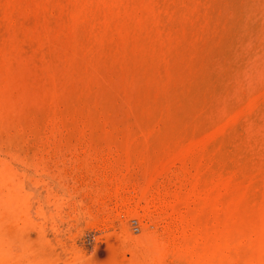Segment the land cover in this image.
I'll return each mask as SVG.
<instances>
[{
  "label": "bare ground",
  "instance_id": "obj_1",
  "mask_svg": "<svg viewBox=\"0 0 264 264\" xmlns=\"http://www.w3.org/2000/svg\"><path fill=\"white\" fill-rule=\"evenodd\" d=\"M50 177L110 264H264V0H0V264H61Z\"/></svg>",
  "mask_w": 264,
  "mask_h": 264
},
{
  "label": "rangeland",
  "instance_id": "obj_2",
  "mask_svg": "<svg viewBox=\"0 0 264 264\" xmlns=\"http://www.w3.org/2000/svg\"><path fill=\"white\" fill-rule=\"evenodd\" d=\"M36 174H35V171L32 168H30L29 171L26 173V178L28 179V184H29V187H30V189L32 191L31 195L33 197L32 198V203L34 204L33 206L36 205V201L35 200H38V194L40 193V188L38 186H34V184L37 185L35 182H36V180H38L41 177V175L39 173H37V172H36ZM49 180H50L49 181L50 186H52V188H54V189H52V191L54 192V196H55V199L53 198L54 199L53 201L56 202L57 201L56 199H58V204L57 205H52L50 207L52 212L55 209H57V210L54 211V213L57 215L56 225H57L58 228L56 229V231L48 229V231H47V238L48 239H46V240L48 241L49 244H47V243L46 244L45 243L41 244L40 243V242H42V240H41V238L39 236L38 231H35L36 225L34 223H32L33 225L31 223L27 225L28 227L22 233V237L31 245V247H34V249L37 252L39 251L38 253H40L41 255H44V253H45V255L43 257L48 259V261H50V262L51 261L52 262H58V263L61 262V264H72V263H77V264L78 263L79 264H110L112 262V260L114 259L115 251L117 250V248L118 249L121 248V243H120V241H119V239L117 237L118 236L117 235L118 234V230H119L118 227L115 225V223H110V222L107 223L103 219V217H102L103 213H101L100 209H98L99 205H97L98 202H97V200H95L96 197L95 196H91L90 197L91 199L88 198L89 196H87V195L89 193H88L87 190L85 191L84 189H80V190L75 191L74 197H73L74 199L73 198L71 199L69 192L67 190H65V185L63 184V182H61L57 178H53V177L52 178L50 177ZM51 180H52V182H51ZM53 182H55L56 184L58 183V184L56 185ZM59 183H60V187H59ZM61 185H62L63 188L61 187ZM58 188H60L61 190L58 189ZM55 189H57V190L55 191ZM66 192H68V193L66 194ZM83 193H85V194H83ZM84 195H86L87 197L84 196ZM89 195H92V193H90ZM56 196H57V198H56ZM75 196L76 197L80 196V197L75 198ZM65 197H69V198L67 199ZM62 198L65 199V200H63ZM80 198H82V199L80 200ZM75 199H76V201H75ZM85 199H88V201L91 200V201H89L90 203H88V201H86ZM67 200H71L70 203L72 202V200H74L75 203L73 204V202H72L70 204L69 201H67ZM34 201H35V203H34ZM64 201H65V204H64ZM95 201H96V203H95ZM81 203H83V204H81ZM80 204L83 207H81ZM91 204H94V205H91ZM64 205H65V207H64ZM76 207H78V208H76ZM72 208H74V209H72ZM85 208H87V209H85ZM61 209L65 210L66 213L63 210H61ZM77 209H79L80 211L79 210L77 211ZM58 210H59L60 213L58 212ZM95 211H96V214H95ZM75 212H77L79 215L77 213H75ZM82 213H83V215H82ZM101 214H102V216H101ZM80 215H81V219H82L81 221H80V218H77V217H80ZM75 217H76V219H75ZM61 218H62V220H61ZM72 218H74V219H72ZM67 222H69V223H67ZM103 222H106V223H103ZM130 223H131V221L129 222V225H130L129 228L132 231V233L133 234H138L139 231H140L139 226H138L139 224L137 225V222L136 221L134 222V220H132L131 224ZM108 224H110V225H108ZM108 227H110V228H108ZM30 228H31V230H30ZM111 229H113V230H111ZM114 229H116L117 231H114ZM36 230H37V228H36ZM64 232H65V234H64ZM55 237H57V238H55ZM59 238L62 241H60ZM65 238H66V240H65ZM39 240H40V242H39ZM37 243H39V244H37ZM58 244H59V246H58ZM114 245H115V247H114ZM40 246L43 247L41 250H43L44 252L39 250L41 248ZM108 247L109 248L111 247L110 248L111 251H112L111 253H110V249ZM113 247H114V249H113ZM63 249H67V251H68V255L67 256L64 255ZM72 250H73V253H74L73 257L71 255V254H73ZM41 252H43V253H41ZM125 256L129 257V253L126 252Z\"/></svg>",
  "mask_w": 264,
  "mask_h": 264
}]
</instances>
